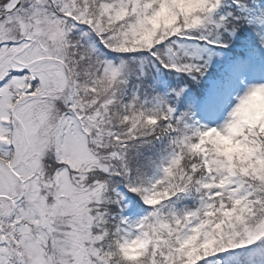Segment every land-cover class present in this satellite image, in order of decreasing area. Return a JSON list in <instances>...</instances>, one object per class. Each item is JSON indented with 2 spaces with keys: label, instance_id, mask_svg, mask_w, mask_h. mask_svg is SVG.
Returning a JSON list of instances; mask_svg holds the SVG:
<instances>
[{
  "label": "snow or ice",
  "instance_id": "1",
  "mask_svg": "<svg viewBox=\"0 0 264 264\" xmlns=\"http://www.w3.org/2000/svg\"><path fill=\"white\" fill-rule=\"evenodd\" d=\"M0 264H264V0H0Z\"/></svg>",
  "mask_w": 264,
  "mask_h": 264
}]
</instances>
